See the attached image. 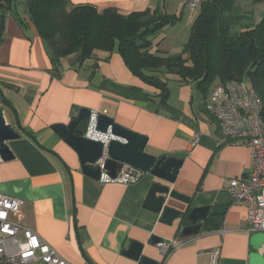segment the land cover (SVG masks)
Instances as JSON below:
<instances>
[{
	"label": "crops",
	"instance_id": "obj_1",
	"mask_svg": "<svg viewBox=\"0 0 264 264\" xmlns=\"http://www.w3.org/2000/svg\"><path fill=\"white\" fill-rule=\"evenodd\" d=\"M70 3L93 4L100 10L112 7L123 14L161 10L175 17L174 24L153 38L151 50L159 55L182 51L196 16L180 0ZM19 11L23 24L11 13L4 19L0 88L36 139L21 134L8 141L14 158L0 157V192L25 201V223L71 264H138L124 253L132 242L143 244L142 254L159 264H212L216 249L219 264L225 258H247L251 251L248 210L233 202L227 187L231 178L250 172L252 148L222 140L218 121L206 109L212 86L205 92L169 74L165 76L169 77V106L162 105L158 97L125 96L113 84L136 87L150 95L159 90L132 73L117 50L108 57L107 51L95 50L83 65L77 64L76 54L62 58L58 73L26 3L20 2ZM0 105L8 122L17 126L12 110L4 101ZM82 108L104 113L147 136L146 152L182 158L172 187L190 196L191 202L171 199V206L186 210L228 202L226 212L209 217L199 234L182 237L176 224L162 223L159 213L144 206L152 184L159 180L150 172L134 174L129 182H103L83 173L78 153L51 127L68 124ZM153 236L162 241L177 238L182 243L163 255L152 242Z\"/></svg>",
	"mask_w": 264,
	"mask_h": 264
},
{
	"label": "trees",
	"instance_id": "obj_2",
	"mask_svg": "<svg viewBox=\"0 0 264 264\" xmlns=\"http://www.w3.org/2000/svg\"><path fill=\"white\" fill-rule=\"evenodd\" d=\"M238 1L207 2L196 14L189 40L179 54L159 55L151 50L153 38L176 22L161 10L123 14L112 7L100 10L93 4L72 5L70 0H0V40L8 13L24 23L19 11L24 2L58 73L62 58L76 54L77 64L83 65L95 50L107 51V57L117 50L132 73L159 90L150 95L136 87L113 84L125 96L158 97L162 105L169 106V77H165L169 74L178 82L195 83L205 92L216 80L245 77L264 104V9L256 22ZM255 2L264 5V0ZM86 124L78 133H84Z\"/></svg>",
	"mask_w": 264,
	"mask_h": 264
},
{
	"label": "built area",
	"instance_id": "obj_3",
	"mask_svg": "<svg viewBox=\"0 0 264 264\" xmlns=\"http://www.w3.org/2000/svg\"><path fill=\"white\" fill-rule=\"evenodd\" d=\"M197 14L211 0H180ZM206 109L218 121L223 141L246 144L252 148V166L244 177L231 178L228 191L234 203L248 210L247 230L250 234L264 232V104L254 84L248 78L229 79L213 83ZM92 110L84 136L101 140L106 145L114 135L96 130L97 115ZM197 140V137L195 141ZM102 168L103 165L101 164ZM142 171L123 164L113 178L103 169V182H129ZM22 198L0 192V264H71L30 228L24 221ZM177 238L156 243L163 255L179 246ZM264 255V243L259 249ZM212 264H219V249L212 253Z\"/></svg>",
	"mask_w": 264,
	"mask_h": 264
},
{
	"label": "water",
	"instance_id": "obj_4",
	"mask_svg": "<svg viewBox=\"0 0 264 264\" xmlns=\"http://www.w3.org/2000/svg\"><path fill=\"white\" fill-rule=\"evenodd\" d=\"M0 96L6 106L15 116L17 126L8 122L6 111L0 106V157L3 160H11L14 153L11 151L8 141L20 138L25 134L33 139L35 136L29 132L20 122L16 109L0 88ZM92 110L82 108L78 117L73 118L68 124L56 123L51 127L62 137L79 155L83 173L100 180L103 169L107 174L115 178L123 164H129L142 172H150L158 181H155L146 197L144 206L160 214V221L166 225H177V230L182 237H190L199 234L204 222L213 216L223 215L229 205L228 202H216L213 205H204L181 210L169 204V200H180L190 204L191 197L178 192L172 187L176 175L182 164V158L176 156H155L146 152L147 136L127 129L104 114L97 115L96 130L105 135H114V138L106 145L101 140H93L84 133H78L81 127L91 116ZM87 129V124L84 132ZM103 165V168L101 166ZM74 226L80 246L81 240L74 212ZM162 241L158 236H153L152 242ZM264 243V232L251 234V251L247 258H225L224 264H264V255L259 249ZM143 244L132 242L127 250V255L138 260V264H159L157 260L142 254Z\"/></svg>",
	"mask_w": 264,
	"mask_h": 264
},
{
	"label": "rangeland",
	"instance_id": "obj_5",
	"mask_svg": "<svg viewBox=\"0 0 264 264\" xmlns=\"http://www.w3.org/2000/svg\"><path fill=\"white\" fill-rule=\"evenodd\" d=\"M238 4L240 5L242 11L245 12V14H250L251 16H253V18L255 20L258 19L262 15L261 13L263 12V9H264V7H263L264 5L262 3H256L255 0H239ZM187 9L193 14V16L196 15L193 10H190L189 8H187ZM189 11L185 10V15H187V13H189ZM180 26H182V25H178V27H180ZM217 81L218 80H216L215 82H217ZM0 102H2V104H3L2 99Z\"/></svg>",
	"mask_w": 264,
	"mask_h": 264
}]
</instances>
